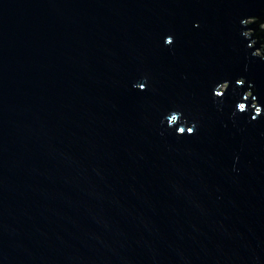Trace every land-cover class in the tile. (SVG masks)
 Instances as JSON below:
<instances>
[{
  "label": "water",
  "instance_id": "95a60500",
  "mask_svg": "<svg viewBox=\"0 0 264 264\" xmlns=\"http://www.w3.org/2000/svg\"><path fill=\"white\" fill-rule=\"evenodd\" d=\"M0 264H264V0H0Z\"/></svg>",
  "mask_w": 264,
  "mask_h": 264
}]
</instances>
